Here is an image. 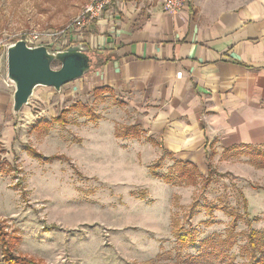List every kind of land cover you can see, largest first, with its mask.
<instances>
[{"label":"rangeland","instance_id":"1","mask_svg":"<svg viewBox=\"0 0 264 264\" xmlns=\"http://www.w3.org/2000/svg\"><path fill=\"white\" fill-rule=\"evenodd\" d=\"M93 1L0 0V61L7 68V48L19 39L51 49L76 43L66 29ZM67 92L37 87L14 116H22L14 141H0V228L16 246L46 248L48 263L32 257L42 264L264 263V159L223 154L215 166V155V168L202 173L189 162L191 183L167 157L156 169L172 176L165 181L145 141L136 150L112 136L136 119L133 111L110 93ZM62 113L65 124L53 119ZM33 150L66 157L47 161ZM180 228L196 241H182Z\"/></svg>","mask_w":264,"mask_h":264},{"label":"crops","instance_id":"2","mask_svg":"<svg viewBox=\"0 0 264 264\" xmlns=\"http://www.w3.org/2000/svg\"><path fill=\"white\" fill-rule=\"evenodd\" d=\"M163 1L116 0L109 17L74 36L73 42L87 45L101 63L64 85L67 94L97 96L101 90L98 95H114L136 119L118 125L112 136L136 150L145 141L141 147L148 157L156 155L149 161L161 162L159 169L173 157L201 172L224 162L226 149L264 148V0H188L176 14L167 13ZM13 94L0 61V141L5 145L7 135L14 141L22 119L15 122ZM129 127L137 130L119 135ZM2 249L0 242V264ZM34 250H24L21 243L15 247L19 256L48 263L46 248Z\"/></svg>","mask_w":264,"mask_h":264},{"label":"water","instance_id":"3","mask_svg":"<svg viewBox=\"0 0 264 264\" xmlns=\"http://www.w3.org/2000/svg\"><path fill=\"white\" fill-rule=\"evenodd\" d=\"M94 62L89 47L81 42L64 49L32 46L25 39L11 43L7 48V79L14 88L13 115L30 103L37 87H52L60 92L64 85L94 70Z\"/></svg>","mask_w":264,"mask_h":264},{"label":"trees","instance_id":"4","mask_svg":"<svg viewBox=\"0 0 264 264\" xmlns=\"http://www.w3.org/2000/svg\"><path fill=\"white\" fill-rule=\"evenodd\" d=\"M94 57V69H96L100 63L101 60L98 56H96V54H92ZM96 94L101 93V90H97L95 92ZM77 103L74 104L73 107H76ZM64 112L69 111L68 108L63 110ZM90 111V118L97 120L99 119L101 116L97 115V113H95L93 110H88ZM64 113L59 114L58 116L54 117V121L60 122L62 124L67 123V119L65 118V116H63ZM127 130V131H126ZM136 131V127H129V128H125V129H119L120 133L119 135H128L130 134V131ZM33 153L35 156L40 157L42 159H46L47 161H53V160H57V159H63L66 156L64 155H59V154H54L51 155L49 157H45L44 154H42L41 152H39L38 150H33ZM246 155V154H251L254 158L257 159H264V148H260V147H255L252 145H247V146H236V147H232L229 149H226L224 152V155L227 157H230L232 155ZM210 157H213V154L210 155ZM189 162H182L180 161L178 163V165L180 166L178 173H177V177L179 179H183L184 177H188L189 180H191V183H193L195 177L193 176H197L196 172H192L190 170L189 166ZM263 165V163H261ZM264 166V165H263ZM161 167V162H157L156 164H154L153 169H154V175L158 178H161L163 180H167L170 182V180L172 179L171 175H162L158 172H156V169H159ZM188 168V169H187ZM191 168L195 169V171H198V168L191 164ZM179 236L181 238L182 241H189V243H193L196 241V235L194 233V231L190 230V229H185V228H180L179 229ZM254 231L251 233L252 236L254 235ZM253 238V237H252ZM250 238L251 240V246H253L254 248H257V246L255 245V240ZM14 241V242H13ZM0 242L3 246V262L4 264H42V262L37 261L36 259H33L32 257L28 258L26 256H19L16 254L15 252V247H16V242L13 239V237H8L7 233L0 228ZM262 261V260H261ZM253 264H262V263H258L255 262ZM264 264V263H263Z\"/></svg>","mask_w":264,"mask_h":264},{"label":"built area","instance_id":"5","mask_svg":"<svg viewBox=\"0 0 264 264\" xmlns=\"http://www.w3.org/2000/svg\"><path fill=\"white\" fill-rule=\"evenodd\" d=\"M187 0H164V9L171 14H176L184 5ZM116 0H94L90 5H87L84 11L80 16L74 21V24H71L70 27H67L66 30L69 32H75L76 35L82 32L85 28L90 26L93 21L101 20L109 17L112 7L115 4ZM74 34V36H76ZM28 44L32 46H39L44 44H37L31 41H27ZM63 47L58 46L57 49ZM181 75V72L178 73Z\"/></svg>","mask_w":264,"mask_h":264}]
</instances>
